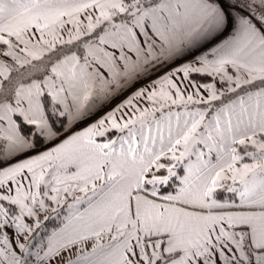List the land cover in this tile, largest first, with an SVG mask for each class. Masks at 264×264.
<instances>
[{
	"label": "snow or ice",
	"instance_id": "1",
	"mask_svg": "<svg viewBox=\"0 0 264 264\" xmlns=\"http://www.w3.org/2000/svg\"><path fill=\"white\" fill-rule=\"evenodd\" d=\"M0 264H264V0H0Z\"/></svg>",
	"mask_w": 264,
	"mask_h": 264
}]
</instances>
